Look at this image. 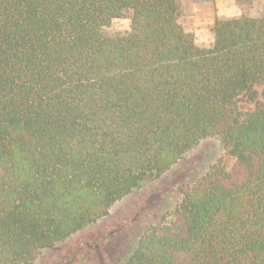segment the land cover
Returning <instances> with one entry per match:
<instances>
[{
	"label": "trees",
	"instance_id": "1",
	"mask_svg": "<svg viewBox=\"0 0 264 264\" xmlns=\"http://www.w3.org/2000/svg\"><path fill=\"white\" fill-rule=\"evenodd\" d=\"M180 17V0H0V264H33L210 138L233 166L124 264H264V14L216 19L203 48Z\"/></svg>",
	"mask_w": 264,
	"mask_h": 264
},
{
	"label": "rangeland",
	"instance_id": "2",
	"mask_svg": "<svg viewBox=\"0 0 264 264\" xmlns=\"http://www.w3.org/2000/svg\"><path fill=\"white\" fill-rule=\"evenodd\" d=\"M180 8L181 25L202 48L214 42L212 30L216 19L244 15L255 18L264 14L263 2L246 0H180ZM131 15L126 12L107 31H129ZM220 163L228 169L234 164L225 156L220 140L200 142L160 179L122 198L94 225L44 250L33 264H124L146 232L155 225L168 223L183 194Z\"/></svg>",
	"mask_w": 264,
	"mask_h": 264
}]
</instances>
